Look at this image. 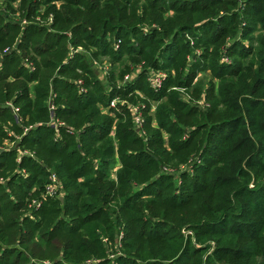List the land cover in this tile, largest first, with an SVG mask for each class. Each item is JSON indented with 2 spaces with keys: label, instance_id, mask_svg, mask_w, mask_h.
Listing matches in <instances>:
<instances>
[{
  "label": "trees",
  "instance_id": "16d2710c",
  "mask_svg": "<svg viewBox=\"0 0 264 264\" xmlns=\"http://www.w3.org/2000/svg\"><path fill=\"white\" fill-rule=\"evenodd\" d=\"M0 264H264V0H0Z\"/></svg>",
  "mask_w": 264,
  "mask_h": 264
},
{
  "label": "built area",
  "instance_id": "2783aa9c",
  "mask_svg": "<svg viewBox=\"0 0 264 264\" xmlns=\"http://www.w3.org/2000/svg\"><path fill=\"white\" fill-rule=\"evenodd\" d=\"M160 75L159 74H153L150 78H149V83L151 84V87L153 89H158L160 86V79H159ZM128 80V79H126ZM114 103H111V106H113ZM135 122L137 124H139V119L136 118ZM48 184L46 186V193L48 195H56L59 191V182L57 177L54 174H50L49 178H48ZM183 234H187L185 231H182Z\"/></svg>",
  "mask_w": 264,
  "mask_h": 264
},
{
  "label": "rangeland",
  "instance_id": "374dc122",
  "mask_svg": "<svg viewBox=\"0 0 264 264\" xmlns=\"http://www.w3.org/2000/svg\"><path fill=\"white\" fill-rule=\"evenodd\" d=\"M200 78H201V77H200ZM201 79H204V81H205V82L207 81V79H206V78H203V77H202Z\"/></svg>",
  "mask_w": 264,
  "mask_h": 264
},
{
  "label": "water",
  "instance_id": "95a60500",
  "mask_svg": "<svg viewBox=\"0 0 264 264\" xmlns=\"http://www.w3.org/2000/svg\"><path fill=\"white\" fill-rule=\"evenodd\" d=\"M60 200L62 201V200H63V198H62V197H60Z\"/></svg>",
  "mask_w": 264,
  "mask_h": 264
}]
</instances>
